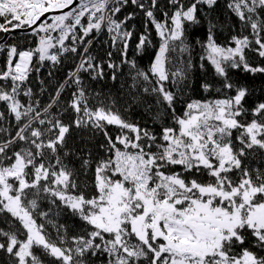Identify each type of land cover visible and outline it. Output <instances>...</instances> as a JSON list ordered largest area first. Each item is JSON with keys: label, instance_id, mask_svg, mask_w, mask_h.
Segmentation results:
<instances>
[{"label": "snow or ice", "instance_id": "obj_1", "mask_svg": "<svg viewBox=\"0 0 264 264\" xmlns=\"http://www.w3.org/2000/svg\"><path fill=\"white\" fill-rule=\"evenodd\" d=\"M129 2L144 13L160 41L148 70L137 69L132 77L134 86L141 81L146 85L134 97L136 102L144 104V96L155 97L154 120L171 115L172 125L162 126L159 135L124 120L103 102L90 107L81 86L80 72L103 78L102 66L87 55L91 40L86 38L94 30L106 27L113 46L122 44V63H128L133 33L125 25L132 14L122 20L116 17ZM215 3L193 0L185 5L183 0H168L171 14L164 11L158 20L154 12L158 0H0V32L30 30L37 38L34 48L8 45L0 70V103L17 122L15 135L0 140V222L6 225L0 227V252L10 258L9 264H45L34 249L52 264H87L89 254L101 252L107 254V264H264V169L252 170L245 164L257 150L264 152V102L247 108L248 88L234 84L227 71L264 73V66H252L246 58L247 50L264 59V0H231L228 7L241 22V34L232 36L228 46L217 44L216 25L210 20L206 41L197 40L203 49L201 60L212 65L224 80L223 89L234 94L191 100L177 114V94L169 87L187 78L185 61L173 71L169 54L182 57L190 52L186 25L199 23V5L211 8ZM52 12L60 14L51 16L50 23L42 20ZM145 28L147 33V23ZM146 33L139 36L138 53L152 43ZM3 51L5 45L0 44ZM67 52L81 55L68 77L77 86L68 104L76 114L72 125L50 111L67 82L43 109L31 102L25 106L18 98L22 93L31 101L32 90L23 85L34 59L41 65L55 64ZM186 65L192 66L190 56ZM130 67L136 69L135 62ZM108 68L115 70L117 65L109 62ZM203 88L210 90L207 84ZM147 108L151 111L153 105ZM73 125L105 137L100 145L105 155L99 160L93 161L91 153L88 158L77 157L85 174L93 171L90 197L78 190L75 170L66 163L73 155L66 150ZM108 126L120 130L115 138ZM41 199L59 201L58 207L78 216L90 226L87 236H73L75 247H63L67 237L60 235V225L56 226L59 244L52 241L44 224L37 222L36 213L48 217V212L39 211ZM249 237L252 246L244 247Z\"/></svg>", "mask_w": 264, "mask_h": 264}, {"label": "trees", "instance_id": "obj_2", "mask_svg": "<svg viewBox=\"0 0 264 264\" xmlns=\"http://www.w3.org/2000/svg\"><path fill=\"white\" fill-rule=\"evenodd\" d=\"M185 5L193 2V0H183ZM231 0H216V3L209 8L206 4L199 5L197 11L198 24L186 25L185 36L187 42L191 45L190 52L184 53L181 57L178 53H170L169 57L173 61L169 65L171 70L180 67V61H185V70L187 78L179 86L172 87V91L176 92V112L182 114L186 103L191 100H210L215 98H222L225 94L229 93L228 90L223 89L224 80L222 77L216 75L214 68L207 60H201L203 49L197 43V40L206 41L208 35V22L209 20L216 25L214 29V36L217 44L228 46L231 37L241 34V22L238 17L229 9L228 4ZM171 10L168 5V0H158L157 8L154 10L155 16L158 20L163 19L162 13ZM132 14V19L127 22L125 28L132 31L133 36L129 42L127 51L128 63H122L125 59L121 55L122 44L117 43L113 46L111 37L107 32L106 27L101 31L95 30L86 38L91 40V44H86L87 55L93 57V62L103 68V78L93 79L94 73L80 72L82 87L85 89L88 97L89 106L95 108L101 102L106 107H110L114 112L126 121L138 124L142 128H149L157 135L161 132L162 126H171L172 119L170 113L161 120H154L157 108L155 107V97L144 96L146 103H138L134 100L137 92L143 93V87L146 85L141 81L138 85L134 86L132 77L135 75L136 70L147 71L159 46V38L155 33V29L151 23L146 20L144 13L137 7L133 6L130 2L127 6L123 7L121 12L117 14V19L122 20L125 16ZM58 15V14H57ZM51 16H47L44 20L51 22ZM86 23V21H85ZM148 24V31L146 33L145 25ZM250 28L243 31L244 35L250 33ZM142 33L149 35L152 43L145 47L142 52L137 51L136 45L139 36ZM57 35V33H53ZM0 32V44L5 45V51L0 52V70L3 69L7 59L6 47L15 44L19 50L34 48L36 46L37 38L30 34V31H19L7 35ZM66 44L71 45V41H66ZM79 53L84 52V47L79 46ZM111 53V56H109ZM191 58V68H187L186 61ZM246 58L248 63L252 66H264V59L260 58L255 52L246 50ZM81 55L77 53L67 52L59 57V62L53 64L50 61H45L42 65L38 62V58L34 59L33 70L29 75V79L23 85L24 89L30 88L32 90L31 101L28 97L21 95L18 97L21 103L27 106L29 102L34 107L38 105L40 109L47 106L52 97L55 95L60 85L67 82L68 86L62 91L58 102L50 111L53 114L60 115L63 123L72 125L75 119V113L68 108L69 102L72 100V94L76 91L77 86L68 80L69 74L76 71L77 65L80 63ZM114 63L117 68H108V63ZM135 62L136 69L130 67V63ZM203 65V66H202ZM38 69V71H37ZM228 78L237 85H244L249 90V95L246 97L245 106L249 109L254 107L259 102H264V73H248L243 68L232 69L228 68ZM113 72H115L116 79H112ZM7 86L8 82H4ZM209 85L210 90L204 91L203 85ZM217 89L221 91L218 92ZM10 90V88H9ZM147 104H152L151 111L148 110ZM65 109H67L65 111ZM0 113H3V118L0 119V128L8 129V132H0V140H6L10 136H14L17 131L16 121L14 116L8 114L6 105L0 103ZM250 119V117H249ZM108 133L115 138L120 130L116 126H108ZM105 143V137L102 132L85 130L83 128H76L74 125L71 127L69 134L66 137V150L73 153L69 158H66L70 168L75 170V179L78 182V190L85 192L87 196L94 194L92 188L93 171H87L81 168V160L77 157L88 158L91 153L93 161L99 160L105 155L103 149L100 148L101 144ZM19 146H17L18 148ZM264 152L257 150L256 155L249 156L245 160V164L254 170L257 167L264 169ZM94 169V165H93ZM40 207L39 211L48 212L47 219L41 218L36 213L37 222L44 224L46 235L59 244L57 236V227L63 225L60 229V235H65L67 241L63 247H75L71 238L73 236H87L90 226L86 225L78 216L63 207H58L59 201L56 204H51L47 199L38 201ZM10 219V217H9ZM3 217H0V221ZM51 221V223H49ZM55 225V226H54ZM0 227L6 225L0 222ZM23 239V237H21ZM99 242V241H98ZM252 246V238L249 237L244 247ZM256 250V249H252ZM37 255H41L45 264H52L50 258L44 257L40 249H34ZM239 251V249H237ZM87 264H107L108 257L105 253H98L96 256L90 254L86 257ZM10 258L6 253L0 252V264H9Z\"/></svg>", "mask_w": 264, "mask_h": 264}, {"label": "water", "instance_id": "obj_3", "mask_svg": "<svg viewBox=\"0 0 264 264\" xmlns=\"http://www.w3.org/2000/svg\"><path fill=\"white\" fill-rule=\"evenodd\" d=\"M65 11H67V9ZM57 14H60V13L59 12L48 13V14H46V16L44 18H42V20H44L49 15H57ZM19 31H21V30H16V31L8 33V34L5 33L4 37H6L7 35L12 34V33L19 32ZM24 31H30V30H24Z\"/></svg>", "mask_w": 264, "mask_h": 264}]
</instances>
